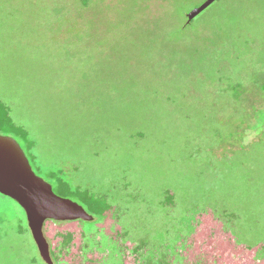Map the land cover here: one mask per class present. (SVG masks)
<instances>
[{
	"label": "rangeland",
	"instance_id": "1",
	"mask_svg": "<svg viewBox=\"0 0 264 264\" xmlns=\"http://www.w3.org/2000/svg\"><path fill=\"white\" fill-rule=\"evenodd\" d=\"M204 1L0 0V98L35 142L14 137L34 172L63 169L107 196L120 224L106 227L159 259L208 209L264 242V9L225 21L218 2L189 23ZM79 230L49 223L45 236ZM226 236L207 219L195 250L213 237L244 264ZM39 256L25 212L0 194V264Z\"/></svg>",
	"mask_w": 264,
	"mask_h": 264
},
{
	"label": "trees",
	"instance_id": "2",
	"mask_svg": "<svg viewBox=\"0 0 264 264\" xmlns=\"http://www.w3.org/2000/svg\"><path fill=\"white\" fill-rule=\"evenodd\" d=\"M171 2L172 0H163L164 4H170ZM218 2L221 3L220 12H223L219 17H222L225 21L233 19L238 14L241 17V15L246 16L250 13H254L250 21H254V18L259 16L264 9V0H218L216 3ZM0 133L13 138H21V140L27 142L31 152L35 149V142L30 138L28 131L13 121L9 108L1 98ZM16 141L22 147L20 141L18 139ZM27 157L29 158L28 155ZM33 158H35L34 155ZM48 178L49 181L47 182L52 185L53 191L58 196L77 202L94 218L90 223L84 221H47L45 223V235L49 223L54 225L70 223L79 224L80 226V230L77 233L64 231L56 233L57 237L61 239L58 245L52 246L49 241L54 264H64L63 257L71 255V250L73 249L76 253L74 257L72 256L71 263L66 261L67 263L65 264H148V262L161 260H163V264H225L223 262L226 261H229L230 264H235L236 259L234 257L231 258L229 254L227 259L226 255L224 257L223 254L216 253L218 243L213 237L208 238L211 242L209 243L211 250L210 248L207 250L211 254L208 251L197 253L195 250V237L207 219L211 220L213 228L218 227L226 232L227 236L224 241L229 242V246L232 245L235 249L241 248L243 253L241 259H243L244 264L264 261V242L243 241L234 230L228 229L227 220H222L211 209L194 217L190 225L191 230L187 235L182 236V240L176 243L174 250L167 254H160L163 259L154 257L153 252L151 256L145 246L129 240V236L124 233L122 226L119 225V211L110 203L107 196L97 194L89 188H82L72 184L63 169L50 171ZM172 197L173 194L169 193L167 201ZM112 219L119 223V226L114 231L111 227H106L107 222L110 224Z\"/></svg>",
	"mask_w": 264,
	"mask_h": 264
},
{
	"label": "water",
	"instance_id": "3",
	"mask_svg": "<svg viewBox=\"0 0 264 264\" xmlns=\"http://www.w3.org/2000/svg\"><path fill=\"white\" fill-rule=\"evenodd\" d=\"M218 0H205L187 14L191 23ZM0 194L15 201L25 212L28 227L40 258L54 264L50 244L44 233L47 221L92 222L77 202L58 196L51 184L34 172L21 145L12 137L0 135Z\"/></svg>",
	"mask_w": 264,
	"mask_h": 264
},
{
	"label": "flooded vegetation",
	"instance_id": "4",
	"mask_svg": "<svg viewBox=\"0 0 264 264\" xmlns=\"http://www.w3.org/2000/svg\"><path fill=\"white\" fill-rule=\"evenodd\" d=\"M25 152V151H24ZM26 154V153H25ZM27 156V155H26ZM28 158V157H27ZM29 159V158H28ZM30 161V160H29ZM31 164V163H30Z\"/></svg>",
	"mask_w": 264,
	"mask_h": 264
}]
</instances>
